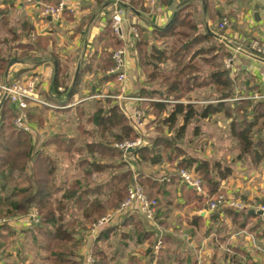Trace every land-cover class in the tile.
I'll list each match as a JSON object with an SVG mask.
<instances>
[{
	"label": "crops",
	"instance_id": "crops-1",
	"mask_svg": "<svg viewBox=\"0 0 264 264\" xmlns=\"http://www.w3.org/2000/svg\"><path fill=\"white\" fill-rule=\"evenodd\" d=\"M132 1L140 3L135 13L130 9ZM59 2L34 0L27 4L24 0H0V58L7 60L10 56H20L23 50L19 46L24 45V60L11 59L10 62L14 60V63L9 67V62L3 77L0 76V106L5 99L1 88L8 81L13 78L16 81L37 79L36 92L40 103H30L26 113L38 116L40 122L28 121L31 128L28 135L35 151L49 155L59 171L72 165L76 167V161L71 163L72 160L68 159L70 161L62 163L58 158L62 153L53 141L61 137L74 139L78 135V141L90 143L88 132L93 126L87 123V119L106 99L117 105L128 118L136 110L141 112L144 126L140 130L143 133L140 139L144 144L158 135L155 127H146L155 119L154 115L142 111L150 100L137 97L142 89L156 86L145 83L132 30H137L139 39L146 37L149 44L160 46L161 43L153 41L150 36L152 30L168 26L180 8L185 9L187 20L196 26V37L211 36L215 42L224 43L229 53L227 60H230V68L225 70L234 80V97L228 102L249 100L257 103L264 100L257 98L264 96V58L249 52L252 42L264 40V0H169L163 5L160 0H121L125 6L122 40L111 30L112 0H63L64 8L59 17L41 15L44 6L55 7ZM138 7L142 9L138 10ZM222 20L227 21V26L219 30ZM116 40L126 47V79L122 86L115 84L113 75L103 72L109 62L107 55L115 50ZM208 70V67L206 71L201 68L200 74L204 75ZM56 76L61 95L52 91ZM65 90L67 96L62 95ZM198 94L199 91L195 95ZM190 99V102L185 99L179 102L195 106L215 103L214 98L206 101L191 96ZM152 101L160 100L156 97ZM64 115H69L67 120H63ZM57 117L73 125L82 121L81 126L73 129L77 135L58 133L60 130L52 124ZM229 124L230 119L216 114L196 123L195 136L192 124L186 128V131L190 130L188 138L198 150L188 149V145L183 147L185 151L191 150L200 159L219 162L232 169V174L219 181L212 195L203 185V193L187 186L174 165H136L135 160L123 159L133 172L132 182L149 178L164 188L163 194L153 198L158 201V210L153 220L143 217L136 205L126 214L114 216L95 234L85 238L87 257L92 256V247L97 242L106 264H233L235 260L240 264H264V212L260 209L264 208V160L256 167L249 159L237 161L239 149L230 135ZM64 178H57L56 186L64 188L73 181ZM26 185L25 180L7 174L0 193L3 204L9 206L18 202L22 198L20 190ZM219 193L243 204L244 210L226 206L210 210L209 201ZM101 198L106 197L101 195ZM227 210H233L239 217L240 213H247L245 227H240L243 222H234ZM69 211L74 212L70 213L74 219H82L81 211ZM250 211L261 214H251ZM34 214L31 211L23 219H6L4 225L13 234H24V264H45L44 255L34 249L28 234ZM159 237L162 246L158 253H154ZM80 246L81 243L78 253ZM0 264H5L1 255Z\"/></svg>",
	"mask_w": 264,
	"mask_h": 264
},
{
	"label": "trees",
	"instance_id": "trees-1",
	"mask_svg": "<svg viewBox=\"0 0 264 264\" xmlns=\"http://www.w3.org/2000/svg\"><path fill=\"white\" fill-rule=\"evenodd\" d=\"M168 1L160 0V3L163 5ZM118 2L122 8L125 7L121 0ZM137 5L140 3L132 1L130 4L134 13ZM140 9L142 7H138V10ZM184 10L180 8L165 28L152 30L150 36L153 41L160 42V46L149 44L146 37L136 40L138 64L144 73L145 83L156 86L142 89L137 97L150 100L145 103L146 110L142 111L154 115L155 119L146 127H155L158 135L129 154L134 157L136 165L155 166L165 163L174 165L177 171H191L209 190V195H212L216 192L219 181L232 174V169L186 152L182 145L185 142L187 126H194L195 136L198 130L197 122L222 114L226 119H230V135L239 149L237 161L249 159L256 167L264 160V100L257 103L249 100L234 101L231 104L228 102L234 97V80L223 68V63L221 65L218 61L229 58V53L224 43L215 42L211 36L196 37L197 28L187 20L188 15ZM204 42L208 45L203 44ZM121 45V42L116 40L115 50ZM19 48L23 50L20 56H10L7 60L0 58L1 77L11 59L24 60V45ZM249 52L264 58L253 51ZM111 55L112 53L107 55L109 62L103 67L105 74L110 73L113 68ZM197 62L206 65L208 72L201 75ZM165 67L170 69L165 71ZM13 79L8 81V84L16 81ZM59 84L56 76L52 86L56 95H61L58 92ZM203 88L211 90L210 96L214 98L215 103L195 106L179 102L182 99L190 102L191 93ZM64 94L67 96L68 91L65 90L62 95ZM70 95L72 94L69 93ZM156 97L160 101H152ZM164 113L166 115L162 116ZM15 116V107L4 99L0 106V193L4 189L7 174L21 177L27 185L20 190L22 198L9 206H5L0 197V219H23L33 211L37 221L31 222L28 234L34 249L44 255L45 261L49 264H83L78 253L81 242L75 238L76 220L72 219L65 224V218L67 215L71 218L69 210L76 209L82 212L84 221L92 223L107 210L119 206L126 198V189L133 180V172L126 167L123 152L117 150L114 145L125 141L133 142L140 139L141 135L135 131L130 119L118 106L112 105V101L106 99L87 119V123L93 126L88 132L90 143L76 149L73 139L61 137L53 141L56 149L66 153L69 158H72L73 152L83 155L77 160L75 167L81 173L80 178L61 188L56 186L57 169L53 160L49 155L35 151L30 135L14 127ZM27 117L29 122H40L38 116L29 112ZM167 132L171 135L167 136ZM107 158L116 160L108 164L101 163ZM110 170L112 173L106 180L98 182V178ZM136 183L152 199L157 198L159 193H164V188L149 178ZM101 195L106 198H101ZM226 212L234 222H243L240 227H245L244 220L249 217L247 213H240L239 217L233 210ZM11 235L13 233L9 227L0 226V250ZM146 237L150 239V235L147 234ZM92 257L94 264H106L97 242L92 247ZM233 264L240 263L235 260Z\"/></svg>",
	"mask_w": 264,
	"mask_h": 264
},
{
	"label": "built area",
	"instance_id": "built-area-1",
	"mask_svg": "<svg viewBox=\"0 0 264 264\" xmlns=\"http://www.w3.org/2000/svg\"><path fill=\"white\" fill-rule=\"evenodd\" d=\"M25 3L31 4L34 0H24ZM64 8L63 0L55 6H44L41 15L51 18L59 17L60 13ZM125 10L120 6L118 0H112V10H111V30L115 37L122 40L121 26L124 22ZM227 26V21L222 20L219 24L218 29L223 30ZM139 34L136 29L132 30V40H137ZM251 51L255 54L264 56V40H256L251 43ZM113 68L110 70V74L116 77V81L119 84H123L126 79V47L124 45L120 46L117 50L112 52ZM225 69L230 68V60L224 62ZM37 79L31 78L26 81H14L11 84L2 86V91L4 98L7 99L13 106H15L16 116L14 118V127L22 132L28 134L31 132V128L27 123V113L26 110L30 103H40L37 98L36 92ZM257 98L264 99V96H258ZM133 121L136 126H141L142 114L139 111H135L133 116ZM142 145L140 139L133 142L125 141L123 143L117 144L115 147L123 152L124 158L126 160L134 161L128 152V150L138 148ZM179 176L182 181L197 192L203 193L202 182L195 176L191 171L180 170ZM136 205L137 209L140 211L143 217L147 220H153L157 211V201L155 199L149 198L145 193L143 188L135 182H132L130 186L126 189V198L119 204L118 208L110 213H105L99 219L94 222L91 226V235L95 234L99 228L108 224L114 216H119L126 214L127 211L132 209ZM210 210H216L220 207L226 206L233 210L242 211L244 210V205L235 199L227 198L224 194H217L208 203ZM264 212V208H260ZM32 221L36 222L37 218L34 214L32 216ZM7 222L6 219H0V226ZM162 246V240L160 237L154 246V253H158ZM85 264H94V259L92 256H88L85 259Z\"/></svg>",
	"mask_w": 264,
	"mask_h": 264
},
{
	"label": "rangeland",
	"instance_id": "rangeland-1",
	"mask_svg": "<svg viewBox=\"0 0 264 264\" xmlns=\"http://www.w3.org/2000/svg\"><path fill=\"white\" fill-rule=\"evenodd\" d=\"M117 50V49H116ZM115 51V50H114ZM227 60V58H224V59H220V61H218V63H221V65H222V63H223V68L225 69V64H224V62ZM225 60V61H224ZM197 64H199V67L200 68H204V70L206 71L207 70V66L206 65H204L203 63H199V62H197ZM18 81H24V79H22V80H18ZM115 84L116 85H120V86H122L123 84H119L117 81H116V79H115ZM199 91V94H198V96H196L195 94H196V92L197 91H195V92H193V93H191V95L190 96H193L194 98H203V99H211L212 97L210 96V94H211V90L209 89V88H203V89H200V90H198ZM3 92V91H2ZM191 100V99H190ZM137 111V110H136ZM51 114H53V113H50V115ZM134 114V113H133ZM48 115V114H47ZM69 116V115H68ZM68 116H66V115H64V119L63 120H67V117ZM133 116V115H132ZM132 116L129 118L130 119V121H131V123L133 124V126H134V128H135V131L136 132H138V133H140V134H143L140 130H141V128H143V126H144V120H143V116H142V119H141V122H142V125L141 126H136L135 124H134V121H133V118H132ZM71 117V116H70ZM73 117V116H72ZM58 119L57 120H52V124L55 126V129H59L60 131H58V133H60V134H66V135H77V134H75V132L73 131V129H74V127H76V128H78V126H81V124H82V121H76L74 124L75 125H73V124H70V123H68V122H64L61 118H59V117H57ZM27 123H28V120H27ZM189 126H187V128H188ZM50 129V128H49ZM187 133L185 134V142L183 143V147H185V146H188L189 145V147H188V149H192V150H194V148L197 146V145H194L193 144V141L192 140H190L188 137H189V133H190V130L189 131H186ZM142 137V136H141ZM82 138H84V137H82ZM74 141H75V145H74V148H82V146H83V142H81V141H78L79 140V138H78V135H77V137H74V139H73ZM140 141L142 142V140L140 139ZM148 143V142H147ZM147 143H145V144H147ZM142 144H144L143 142H142ZM186 144V145H185ZM117 144H115L114 145V147L116 146ZM199 145V144H198ZM116 148V147H115ZM117 150H119L118 148H116ZM186 150V149H185ZM196 150H198V147L197 148H195V151ZM86 151V150H85ZM121 151V150H120ZM187 152V151H186ZM62 154L60 155V156H58V158L60 157V159H61V162L62 163H66V161H70V160H72L71 161V163L73 162V160H75L76 162H77V160H79L80 159V157H82V156H80V155H78V153H76V152H73L72 154H71V156H72V158H69V156L67 157V155H66V153H63V152H61ZM189 154H191V155H193V156H195V153L194 152H191V150H189V152H188ZM84 155L86 154V152L85 153H83ZM51 155V154H50ZM96 156V159L98 160V157H97V155H95ZM52 157H53V155H52ZM54 158V157H53ZM68 159H70V160H68ZM123 159L125 160V158H124V155H123ZM116 160V159H115ZM114 159H106L105 160V163H110V162H113V161H115ZM75 166L74 165H72V167H70L69 169H61V171H59V170H57L56 171V180H57V178L58 179H62V178H64V179H71V180H75V179H77V178H80V172L78 171V170H76L75 168H74ZM126 167H127V165H126ZM128 168V167H127ZM165 169H166V167H164ZM179 171L180 170H178L177 171V173L179 174ZM112 173V171L110 170L108 173H106V174H103L102 176H100L99 178H98V182H104V180H106V178L108 177V175L109 174H111ZM69 177V178H68ZM15 178H20V179H22L21 177H16L15 176ZM24 180V179H23ZM70 180V181H71ZM68 181V180H67ZM69 181V182H70ZM130 186V185H129ZM128 186V187H129ZM144 193L146 194V192L144 191ZM147 195V194H146ZM148 196V195H147ZM150 198V197H149ZM152 199V198H151ZM157 201V200H156ZM157 204H158V201H157ZM118 208V207H117ZM117 208H115V209H109V210H107L106 211V213H110L111 211H114V210H116ZM73 210V209H72ZM157 210H158V206H157ZM70 213H71V211H70ZM71 214H74V212H72ZM77 215V214H76ZM103 215H105V213L103 214ZM102 215V216H103ZM78 216V215H77ZM71 217H73V218H70V217H66L65 219H66V221H65V224H67L69 221H72V219H74V217L75 216H71ZM101 217V216H100ZM99 217V218H100ZM98 218V219H99ZM75 220H76V228H77V234L75 235V238L76 239H78V240H80V242H81V246H80V250H79V256H81V258H82V261H83V264H85V259L87 258V252H88V246L87 247H84V240H85V238L87 237H90L91 236V230H90V228H91V225H93L94 224V222H86V221H84L83 219H81V218H79V217H76L75 218ZM88 241V240H87ZM88 244V243H87ZM0 255L1 256H3V258L5 259V264H24V234L21 236V235H19V234H17V233H15V234H13V235H11L8 239H7V243L5 244V247H4V250H2L1 249V251H0ZM34 255V254H33ZM5 256V257H4ZM39 257L41 258V256L39 255ZM93 258V257H92ZM45 264H49L48 262H45Z\"/></svg>",
	"mask_w": 264,
	"mask_h": 264
},
{
	"label": "water",
	"instance_id": "water-1",
	"mask_svg": "<svg viewBox=\"0 0 264 264\" xmlns=\"http://www.w3.org/2000/svg\"><path fill=\"white\" fill-rule=\"evenodd\" d=\"M217 38L220 39V40H222V38H220V37H218V36H217ZM13 63H14V60H12V61L10 62L9 67H10ZM110 75H112V74H110ZM128 152L131 153V152H133V150L130 149V150H128ZM250 213H251V214H255V213L261 214V212H255V211H250Z\"/></svg>",
	"mask_w": 264,
	"mask_h": 264
}]
</instances>
